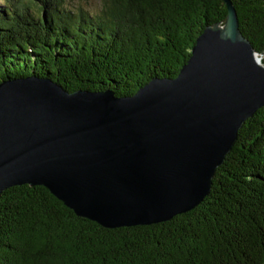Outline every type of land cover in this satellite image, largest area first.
<instances>
[{
  "label": "trees",
  "instance_id": "16d2710c",
  "mask_svg": "<svg viewBox=\"0 0 264 264\" xmlns=\"http://www.w3.org/2000/svg\"><path fill=\"white\" fill-rule=\"evenodd\" d=\"M0 0V84L48 79L72 93L134 95L175 78L223 0ZM264 65V0H231ZM0 264H264V107L249 118L210 194L170 221L103 228L42 186L0 197Z\"/></svg>",
  "mask_w": 264,
  "mask_h": 264
},
{
  "label": "water",
  "instance_id": "95a60500",
  "mask_svg": "<svg viewBox=\"0 0 264 264\" xmlns=\"http://www.w3.org/2000/svg\"><path fill=\"white\" fill-rule=\"evenodd\" d=\"M175 78L134 95L68 92L48 79L0 84V197L42 186L107 229L195 209L246 121L264 107V65L231 0Z\"/></svg>",
  "mask_w": 264,
  "mask_h": 264
},
{
  "label": "rangeland",
  "instance_id": "374dc122",
  "mask_svg": "<svg viewBox=\"0 0 264 264\" xmlns=\"http://www.w3.org/2000/svg\"><path fill=\"white\" fill-rule=\"evenodd\" d=\"M76 1L77 0H75V3H76ZM77 3H79V0ZM82 6H84L88 10L97 9L98 8V0H87L85 2H82ZM261 60H262V57H261Z\"/></svg>",
  "mask_w": 264,
  "mask_h": 264
}]
</instances>
